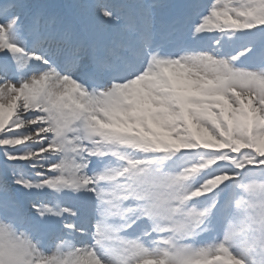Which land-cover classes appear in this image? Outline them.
I'll return each instance as SVG.
<instances>
[{"label":"snow or ice","instance_id":"snow-or-ice-1","mask_svg":"<svg viewBox=\"0 0 264 264\" xmlns=\"http://www.w3.org/2000/svg\"><path fill=\"white\" fill-rule=\"evenodd\" d=\"M0 264H264V0H0Z\"/></svg>","mask_w":264,"mask_h":264},{"label":"rangeland","instance_id":"rangeland-1","mask_svg":"<svg viewBox=\"0 0 264 264\" xmlns=\"http://www.w3.org/2000/svg\"><path fill=\"white\" fill-rule=\"evenodd\" d=\"M67 2H68V3H69V2L73 3V2H76V0H67ZM65 3H66V2H65ZM55 5H62L61 0H55Z\"/></svg>","mask_w":264,"mask_h":264}]
</instances>
